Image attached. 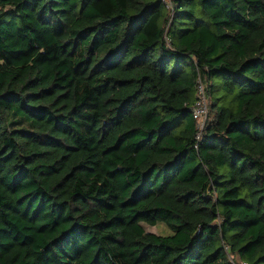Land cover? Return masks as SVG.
Listing matches in <instances>:
<instances>
[{"label":"trees","instance_id":"16d2710c","mask_svg":"<svg viewBox=\"0 0 264 264\" xmlns=\"http://www.w3.org/2000/svg\"><path fill=\"white\" fill-rule=\"evenodd\" d=\"M228 255L264 264V0H0V264Z\"/></svg>","mask_w":264,"mask_h":264},{"label":"built area","instance_id":"2783aa9c","mask_svg":"<svg viewBox=\"0 0 264 264\" xmlns=\"http://www.w3.org/2000/svg\"><path fill=\"white\" fill-rule=\"evenodd\" d=\"M169 7V3L167 2ZM192 116L196 121L197 132L195 135L196 140H201L202 131L208 118V100L205 93V87L202 80L199 78L196 85L195 101L191 106ZM227 250V247H225ZM229 261L232 264H248L243 260H236L233 256L228 255Z\"/></svg>","mask_w":264,"mask_h":264},{"label":"rangeland","instance_id":"374dc122","mask_svg":"<svg viewBox=\"0 0 264 264\" xmlns=\"http://www.w3.org/2000/svg\"><path fill=\"white\" fill-rule=\"evenodd\" d=\"M141 224L146 232H152L159 235H167L171 233L170 229L167 226H165L163 223H157L154 226L147 225L146 223H141Z\"/></svg>","mask_w":264,"mask_h":264}]
</instances>
